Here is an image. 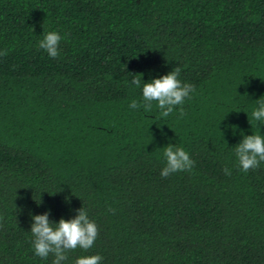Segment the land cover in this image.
Masks as SVG:
<instances>
[{"label": "trees", "instance_id": "trees-1", "mask_svg": "<svg viewBox=\"0 0 264 264\" xmlns=\"http://www.w3.org/2000/svg\"><path fill=\"white\" fill-rule=\"evenodd\" d=\"M48 31L62 37L56 58L39 47ZM5 49L0 264H52L34 253L31 217L81 207L98 236L63 264H264V162L245 172L234 151L264 135L251 115L264 100V0H0ZM174 67L191 99L168 117L155 101L129 107L143 103L133 74ZM168 144L190 172L160 175Z\"/></svg>", "mask_w": 264, "mask_h": 264}, {"label": "clouds", "instance_id": "clouds-1", "mask_svg": "<svg viewBox=\"0 0 264 264\" xmlns=\"http://www.w3.org/2000/svg\"><path fill=\"white\" fill-rule=\"evenodd\" d=\"M62 37L56 31L44 33L39 41V47L43 49L51 58L60 55L59 43ZM8 50H0V56H6ZM181 72L180 67H174L170 72L153 78L149 82H143L142 74H133L130 83L137 88H142V100L140 103L132 100L129 107L132 109L143 108L146 113H150L153 102L160 109L161 117H168L177 106H182L186 99H191L195 92L193 85L182 83L178 79ZM181 116L184 115L183 107L179 108ZM252 118L258 122H264V100L258 99V106L251 113ZM235 155L241 170L247 172L264 162V135L259 133L244 136L235 145ZM165 166L160 175L168 177L170 174L183 171H191L195 162L190 158L184 148L168 144L164 147ZM225 175H230L228 168L224 169ZM67 201V198H65ZM41 203V201H39ZM37 203V204H39ZM109 212L114 210L109 207ZM77 214L68 220L63 217L58 222L49 220V213L37 214L31 217L32 224L30 232L33 236L32 244L34 253L40 258L46 259L49 254L54 256L52 264H63L68 259L67 253L77 248L87 251L92 248L98 236L96 223L88 216L87 211L81 207L76 210ZM103 257L99 254L85 255L78 257L74 264H101Z\"/></svg>", "mask_w": 264, "mask_h": 264}]
</instances>
